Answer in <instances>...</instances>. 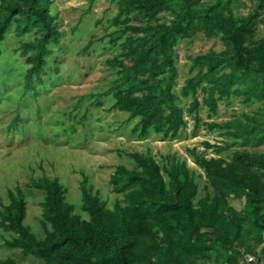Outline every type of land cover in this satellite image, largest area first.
<instances>
[{"label": "rangeland", "instance_id": "1", "mask_svg": "<svg viewBox=\"0 0 264 264\" xmlns=\"http://www.w3.org/2000/svg\"><path fill=\"white\" fill-rule=\"evenodd\" d=\"M20 7L23 0H10ZM125 0H51L58 41L48 44L43 71L34 79V88L24 86L28 64L20 44L32 39L35 29L17 34L18 14H14L0 42V209L9 203V192L17 191L25 200L24 224L38 238L44 235L41 224L44 191L31 182L42 176L57 177L65 187V198L73 205V213L83 219L80 183L86 178L91 193H97L106 207L123 194L109 184V177L118 164L135 169L129 153L152 156L159 164L165 180L173 163H185L197 183L196 204L206 194H220L239 217L241 229L236 239L220 238L214 246L195 253L186 264H245L243 254L252 253L264 260V210H255L245 190L236 184L212 185L203 167L196 163L191 150L205 158L234 159L235 152H264V98L246 96L240 90L254 84L252 79H238L228 92L222 94L219 82L228 73L232 50L224 43L220 32L204 30L179 37L174 45L177 75L174 90L176 102L184 111L186 125L175 135L149 129L140 135L138 117L111 108V93L103 94L118 77L106 59L118 55L121 43L129 33H120L125 24L146 26L169 22L182 0H167L154 16ZM257 0H229L236 18H244ZM215 0H201L202 6ZM142 34L133 33V36ZM264 43V10L247 33L244 47ZM212 51L219 60L213 71L194 65V59ZM198 76L200 84L195 95L200 105V122L195 126L193 113L187 108L192 95L181 94L186 80ZM211 86L215 88L217 108L211 111L204 99ZM205 88V89H204ZM221 127L209 128L206 123ZM207 141L211 146L206 147ZM264 180V167L253 165ZM255 211L258 213L255 214ZM249 212L256 215L254 218ZM14 234L0 225V258L13 257L17 264H54L55 256L42 259L11 248L5 240ZM242 255V256H241Z\"/></svg>", "mask_w": 264, "mask_h": 264}, {"label": "trees", "instance_id": "2", "mask_svg": "<svg viewBox=\"0 0 264 264\" xmlns=\"http://www.w3.org/2000/svg\"><path fill=\"white\" fill-rule=\"evenodd\" d=\"M23 1L22 6L13 8L10 0H0V42L16 13L17 34L35 29L36 35L20 44L28 64L24 86L35 89L34 79L43 71L48 44L56 43L60 33L49 10L51 0ZM200 1L182 0L174 17L166 23L125 24L119 31L129 35L121 43V52L105 61L116 69L118 77L103 94L111 93L112 109L138 117L136 127L140 135L149 129L175 135L186 125L173 87L177 75L174 45L179 37L200 30L208 34L220 32L227 48L232 50L228 73L218 85L220 92H228L239 78H249L254 84L242 90L236 88L234 92H241L246 99L264 98V43L249 48L242 45L264 10V0H257L252 11L240 19L233 15L229 0H215L201 7L203 13H196L194 6ZM124 4L154 16L167 0H125ZM139 32L142 34L132 35ZM218 63L212 51L194 59V65L208 71H213ZM199 84L200 77L194 76L181 88L182 95H192L187 110L193 113L195 126L200 122V102L195 95ZM215 88L211 86L204 99L211 111L217 108ZM206 125L221 127L212 122ZM203 144L211 146L207 141ZM191 152L212 185L236 184L245 190L255 210H264V180L252 168L264 167V152H235L231 161L205 158L197 155L195 149ZM129 155L136 168L118 164L109 177L113 190L123 194V202L116 200L112 208L106 207L97 193H91L86 178L82 179V209L88 219L73 213V205L66 200L65 187L57 177L33 180L31 184L44 191L41 202L44 235L40 238L23 222L24 198L18 191L16 195L9 192V203L0 209V225L14 236L5 240V244L42 259L55 256L54 264H186L195 253L214 246L220 238L239 237L241 221L220 194H206L194 203L197 183L185 163H173L167 170L166 181L152 156L138 152ZM249 213L257 219L258 211ZM0 264L17 263L8 256L0 258Z\"/></svg>", "mask_w": 264, "mask_h": 264}, {"label": "built area", "instance_id": "3", "mask_svg": "<svg viewBox=\"0 0 264 264\" xmlns=\"http://www.w3.org/2000/svg\"><path fill=\"white\" fill-rule=\"evenodd\" d=\"M245 264H264V261L252 253L243 254Z\"/></svg>", "mask_w": 264, "mask_h": 264}]
</instances>
